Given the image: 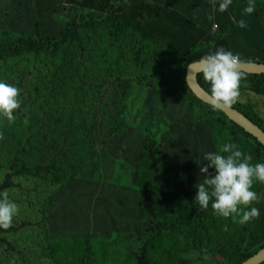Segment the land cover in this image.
<instances>
[{"label": "rangeland", "instance_id": "obj_1", "mask_svg": "<svg viewBox=\"0 0 264 264\" xmlns=\"http://www.w3.org/2000/svg\"><path fill=\"white\" fill-rule=\"evenodd\" d=\"M87 16L86 11L58 0H0V31L16 34L33 33L40 23L44 34L58 37L69 22ZM78 35L79 42L62 60L74 70L69 80L75 86V99H55L37 113L27 108L33 145L24 162L53 163L63 173L62 180L51 187L44 186L50 179L27 180L30 198L14 201L18 212L11 224L32 223L1 235L0 264H134L129 239L144 235L148 215L139 206L132 166L118 153L120 143L114 146L107 135L120 115L133 122L124 144L137 145L140 131L146 130L161 144V160L175 176H187L192 187L202 182L199 167L206 163L201 160L205 152L232 143L251 155L244 140L219 144V119L227 121L220 112L192 96L177 98L182 96L174 81L178 56L162 50L141 59L137 49L142 45L135 37L111 43L100 32L80 30ZM50 63L44 55L31 56L19 61L20 72L0 71V80L20 90L21 105L26 96L31 97L33 75L44 84L42 72ZM239 100L253 104L264 117L263 96L249 92L240 94ZM23 125L0 117V175L9 167L16 146L27 141ZM256 187L254 183L252 190ZM188 248L179 235L160 240L148 249V264H231L225 255L201 252L178 261Z\"/></svg>", "mask_w": 264, "mask_h": 264}, {"label": "trees", "instance_id": "obj_2", "mask_svg": "<svg viewBox=\"0 0 264 264\" xmlns=\"http://www.w3.org/2000/svg\"><path fill=\"white\" fill-rule=\"evenodd\" d=\"M58 1L94 12V15H89L80 22H69L58 37L44 34L40 23H37L33 33L16 34L6 29L0 31L1 72H20L19 61H28L31 56L44 55L51 59L47 70L42 72L44 84L33 75L29 90L31 97L26 96L19 108L14 110L13 119L16 123H24L27 141L16 146L9 167L2 170L0 191L7 190L10 199L16 202L30 198L27 180L50 179L51 182L44 183L45 187L59 184L62 180L63 173L53 163L29 165L24 162V156L33 145L31 116L27 108L32 107V111L37 113L55 99H64L65 102L75 99V86L69 80L74 70L62 60L71 54L67 52L69 48L79 42L80 30L100 32L103 39L106 38L111 43L135 37L136 42L142 45V48L140 46L137 49L141 59L162 50L173 53L174 57L178 56L180 65L175 71L174 81L178 83L175 90L181 92L182 96L177 98L188 100L192 96L198 103L208 107L211 105L198 99L187 84L186 74L190 63L218 47L237 54L242 62L258 60L264 63V6L256 0H253L255 8L251 14L243 13L248 0H232L223 12L218 10L219 0ZM240 20L245 21L246 27L237 26ZM214 24L217 29H213ZM167 68L169 71L173 69ZM239 72L243 74L240 94L251 92L264 96V73ZM197 79L209 92V85L200 73L197 74ZM170 90L173 92L174 89ZM35 98L37 99L33 101ZM232 107L264 130V117L255 111L253 104L238 100ZM215 110L227 120L219 119V144L228 139L244 140L251 150L252 163L264 162V145L230 120L225 113L217 108ZM43 126L44 124L40 129ZM131 126L133 122L120 115L116 123L107 130V135L113 138L114 146L120 143L118 153L132 166L131 173L139 191V206L148 215L144 235L129 239L128 251L134 264H148V249L160 240L169 241L177 235L183 237L189 247V253L180 254L178 261L186 259L189 254L201 252L211 256L225 255L231 264H241L264 247V184L257 183L255 189L258 199L253 206L259 210V216L248 223L241 225L232 218L219 217L214 214L210 205L201 210L194 198L196 187L189 184L187 176H175L169 165L161 160V144L154 136L142 129L140 143L130 147L124 144L125 134ZM31 223L29 220H22L17 226L11 224L6 229L0 228V243L3 242V233L16 232ZM183 256L185 257L182 258ZM171 264L177 263L173 261Z\"/></svg>", "mask_w": 264, "mask_h": 264}, {"label": "clouds", "instance_id": "obj_3", "mask_svg": "<svg viewBox=\"0 0 264 264\" xmlns=\"http://www.w3.org/2000/svg\"><path fill=\"white\" fill-rule=\"evenodd\" d=\"M231 2L219 0L218 10L225 11ZM254 8L253 0H248L243 13L251 14ZM237 26L244 28L246 23L240 20ZM197 63L203 80L209 85L211 107L215 109L222 105L228 108L236 104L243 78L237 70L242 63L239 56L218 47L203 55ZM19 92L14 85L0 80V117L14 118V110L20 106ZM201 160L206 163L199 167L203 178L195 185L194 197L201 210L210 205L215 215L232 218L241 225L259 216V210L253 206L258 193L252 190V186L254 183L264 184V162L252 163V156L232 143H224L219 151L205 152ZM17 212L18 206L10 199L8 191H0V228L10 227Z\"/></svg>", "mask_w": 264, "mask_h": 264}, {"label": "water", "instance_id": "obj_4", "mask_svg": "<svg viewBox=\"0 0 264 264\" xmlns=\"http://www.w3.org/2000/svg\"><path fill=\"white\" fill-rule=\"evenodd\" d=\"M198 60L189 64L187 68L186 77H188L187 84L194 93V95L205 103L211 105L210 93L198 82L197 74L199 72ZM238 71H243L252 74H262L264 73V63L258 60L251 62L245 61L239 64ZM216 108L236 123L238 126L242 127L245 131L252 134L264 145V130L254 123L250 118H248L244 113L239 111L234 107H223L222 105H217ZM264 261V247L261 248L257 253L249 257L247 260L243 261L241 264H261Z\"/></svg>", "mask_w": 264, "mask_h": 264}, {"label": "crops", "instance_id": "obj_5", "mask_svg": "<svg viewBox=\"0 0 264 264\" xmlns=\"http://www.w3.org/2000/svg\"><path fill=\"white\" fill-rule=\"evenodd\" d=\"M256 1H257V0H256ZM257 2L264 6V1H261V2L257 1ZM62 3H63V2H62ZM65 4H66V3H65ZM83 11H85V10H83ZM86 13H88V16H89V15H91V16L94 15V12L86 11ZM88 16H87V17H88ZM263 97H264V96H263Z\"/></svg>", "mask_w": 264, "mask_h": 264}, {"label": "built area", "instance_id": "obj_6", "mask_svg": "<svg viewBox=\"0 0 264 264\" xmlns=\"http://www.w3.org/2000/svg\"><path fill=\"white\" fill-rule=\"evenodd\" d=\"M213 29H217V25L216 24H214Z\"/></svg>", "mask_w": 264, "mask_h": 264}]
</instances>
